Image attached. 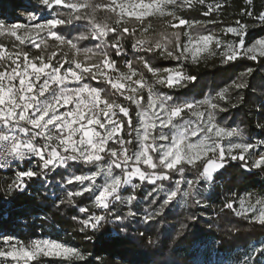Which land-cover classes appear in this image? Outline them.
Returning <instances> with one entry per match:
<instances>
[{
	"label": "snow or ice",
	"instance_id": "1",
	"mask_svg": "<svg viewBox=\"0 0 264 264\" xmlns=\"http://www.w3.org/2000/svg\"><path fill=\"white\" fill-rule=\"evenodd\" d=\"M39 2L49 10L50 18H42L33 12L25 18L28 24L8 25L0 22V35L14 38L19 45H31L37 49L42 44L46 48V41L52 39L59 46L71 49L74 58L62 56L56 59V51L47 58L44 55L30 58L27 51L19 48L9 51L0 44V62H7L4 70L0 71V159L7 163V158L25 161L35 157L41 162L39 171L27 168L17 173L8 191H24L28 187L26 180L46 177L57 168H68L70 162L94 168V171L86 174L70 175L66 183L80 186L78 191L67 194L68 203H72L73 196L89 193L94 205L102 210L103 214L97 215L89 213L88 208H78L80 213L87 214L85 219L80 220L83 228L95 231L109 222V219L117 224L130 218L145 224L152 222L153 216L158 213L147 208L142 210V215L131 208L126 213H117L115 210L116 203L121 201L123 188L139 187L133 183L134 180L154 185L153 192L157 196L163 194L160 204L163 209L177 197L192 195L195 183L201 180L212 181L213 174L224 166L226 155L232 160L245 161L244 167L248 169L245 154L251 155L256 149L258 151L255 152L256 158L251 161V167L264 170V141L259 144L230 141L227 147L222 143L225 137L232 138L240 133L235 128L226 130L215 123L217 104L210 100L174 102L172 96L154 91L153 86L142 77L134 79L139 74L130 59L124 61L128 72L121 73L113 58L129 55V50L123 44L127 37L133 41V53L155 55L158 52L176 61L188 59L191 55L195 60L198 54L215 44L217 48L225 50L222 55L226 63L238 59L256 61L257 50L259 56L264 57V39L246 48V24L236 21V26L225 29L226 33L239 38L238 45L225 44L211 33L194 37L190 32L184 33L187 40L181 44L179 31L164 35L162 42L152 43L135 38V24H140L141 30L147 32V27H143L146 19L159 15L172 17L176 21L170 24L173 29L192 27L189 21L175 15L174 7L170 8L176 4V0H107L103 5L88 0ZM196 3L206 9L203 12L205 16H211L223 7L219 3H206V0H196ZM248 3L251 7L252 0H248ZM185 4L187 10L191 11L193 0H185ZM60 8L67 10L68 14L64 18H61ZM98 8L114 14V26L96 20L95 12ZM243 15L252 16L253 11L246 8ZM256 19L264 24V13L258 14ZM130 22L132 27L127 26ZM76 23H82L87 34H61L65 26ZM89 38L96 42L94 47L82 49L79 42ZM173 41L175 50L170 51L169 45ZM81 52L86 62L75 58ZM143 63L153 76L158 77L160 69L153 68L147 60ZM163 71L167 75L158 77L155 84L170 89L183 87L185 80H195V77H186L178 69L168 68ZM90 82L109 86L130 105H134L135 127L130 108L110 103L102 96L104 89L94 87ZM236 87L243 85L237 84ZM142 90L147 91L146 101L141 94ZM125 127L128 129L127 135L134 136L136 141V150L131 154L128 146L132 144V139H125ZM110 142L118 147H110ZM236 150L238 154H233ZM198 161L203 165L202 172L195 181L185 180L186 166L195 168ZM114 169L119 170V173L114 172ZM173 175H178L179 179L173 180ZM101 177L102 183L97 184V179ZM162 181L170 182L173 187L169 189L157 183ZM185 185L187 190H182ZM134 200L135 196H129L125 203L131 205ZM256 203L262 204L264 199H258ZM240 206L243 210L237 215L256 212L254 206L244 208L243 201ZM225 207L233 209L234 202L227 203ZM253 219L264 225V210L254 215ZM0 245V264H39L40 257H60L69 261L85 259L76 248L49 238L36 239L30 246H25L14 237H0ZM262 253L264 248L260 249Z\"/></svg>",
	"mask_w": 264,
	"mask_h": 264
},
{
	"label": "trees",
	"instance_id": "2",
	"mask_svg": "<svg viewBox=\"0 0 264 264\" xmlns=\"http://www.w3.org/2000/svg\"><path fill=\"white\" fill-rule=\"evenodd\" d=\"M29 1L30 7L37 6L36 0ZM76 1L83 2V0ZM88 2L103 5L107 0H88ZM206 3H219L223 7L213 15L205 16L203 12L206 9L196 1H193L191 11L187 8L170 6L176 9V16L189 21L192 27L173 29L170 24L176 21L172 17L156 15L146 19L143 27H147V32L141 30L140 24L134 25L137 29L135 38L152 43L162 42L164 35L179 31L183 44L187 40L185 32H190L194 37L211 33L225 44L238 45L239 38L226 33L225 29L236 26V21H240L247 25L246 48L259 39H264V24L256 19L258 14L264 13V0H252L251 7L248 0H206ZM19 8H27L24 0H0V15L9 17L7 21H20L17 19L19 16L15 14ZM246 8L253 11L252 16L243 15ZM59 11L61 18L68 14L64 8H60ZM95 18L98 22L114 26V14L98 8ZM127 26L132 27V22ZM81 33L87 34V29L82 23L67 25L61 31L65 36ZM111 39L110 36V42ZM132 42L127 37L123 40L124 47L129 51ZM46 43V48L42 44L41 48L37 49L31 45H19L14 38L0 35V44L9 51L19 48L27 51L30 58L39 55L47 58L53 51L58 53L56 59H61L62 56L68 59L74 58L73 51L67 46H59L58 42L52 39H48ZM95 43L89 38L87 41H80L79 46L82 49L92 48ZM169 50H175L174 41L169 45ZM223 51H225L223 48H217L212 44L207 50L198 54L195 60L189 57L176 61L161 56L158 52L155 55L130 54V60L137 73H142L151 82H155L158 77H165L167 73L163 71L164 69H178L184 64L185 76L195 77V80H185L183 87L175 89L157 84L159 91L164 95L172 96L174 102L180 103L191 100L202 101L212 96V103L218 106L214 113L215 123L226 130L235 128L240 133L239 136L228 138V141L259 144L264 141V57H260L257 50L256 61L238 59L226 63L222 55ZM75 58L86 62L83 52ZM113 58L116 59V64L122 67V73L128 72V68L123 65L126 57ZM144 60H147L153 68L161 70L158 77L153 76L144 67ZM6 63L0 62V67L4 69ZM90 83L94 87L103 88L102 96L111 103L109 86ZM237 84L243 87L237 88ZM141 94L146 101L147 94L144 92ZM119 100L130 108L135 127V106L130 105L123 98ZM127 131L125 127V139H132V144L128 146L131 154L136 150V141L134 136L127 135ZM109 146L118 147L111 142ZM256 151L258 150L254 149L251 155L245 154L249 164L248 169L244 167L245 161L226 159L224 166L213 175L210 187L201 180L194 184L199 187L198 196L192 193L184 198V202L177 197L163 209L160 208L163 194L157 196L153 192L154 185L134 180L133 183L138 184L139 187L123 188L120 193L121 201L116 203L115 210L117 213H126L131 208L142 215V210L147 208L158 213L153 216L152 222L145 224L130 218L117 224L109 219V222L95 231L83 228L80 220L85 219L87 214L78 211V208L85 207L89 209V213L103 214L102 210L94 205L90 194L73 196L72 203H68V193L59 186L60 183L66 182L70 175L86 174L94 171V168L90 169L87 165L70 162L68 168L61 167L49 172L45 177L49 183L42 177L27 180L28 187L21 192L8 191L16 178L15 173L12 169L0 168V237H14L25 245H30L40 235H48L67 242L85 257L84 261L40 257L39 264H224L223 257H230L232 254H236V264H264V253L260 254V249L264 248V225L253 219L254 215H258L264 209V203H256L258 199H264V170L251 167V161L256 158ZM202 170L203 165L198 161L195 168L186 166L184 175L195 181ZM114 172L119 173V170L114 169ZM177 179L179 176L173 175V180ZM157 183H162L165 188L173 187L168 181ZM66 186L73 192L78 191L80 187L75 183ZM61 194L64 203L58 202ZM129 196L136 197L131 205L125 203ZM241 201L244 208L254 206L256 212L237 215L243 210L240 206ZM229 202H234L233 209L225 207ZM199 255L203 258L197 263L196 258Z\"/></svg>",
	"mask_w": 264,
	"mask_h": 264
},
{
	"label": "rangeland",
	"instance_id": "3",
	"mask_svg": "<svg viewBox=\"0 0 264 264\" xmlns=\"http://www.w3.org/2000/svg\"><path fill=\"white\" fill-rule=\"evenodd\" d=\"M193 1H196V0H193ZM66 2H77L76 0H66ZM36 7H34V6H32L31 5V7H30V1L29 0H24V4L27 6V8H19V9H17L16 11H15V14L17 15V16H19V18H17V19H19L20 21H14V20H10V21H7L8 19H9V17H7V16H1L0 15V22H4V23H6V24H8V25H11V24H15V23H22V24H28V21L25 19L28 15H30V14H32L33 12H35L37 15H41V17L42 18H50V12H49V10H47V9H45V8H43L42 6H41V4H40V2H39V0H36ZM39 5V6H38ZM174 6H178L179 8H187V5L185 4V0H176V4L174 5ZM37 22H39V21H37ZM33 35V37L35 38V34L33 33L32 34ZM189 57H191V55H189ZM184 60V59H183ZM4 69L3 68H1L0 67V71H3ZM113 74V73H112ZM205 100H210L211 102H212V96H209V97H207V98H205L204 100H202V101H205ZM189 102H194L193 100H191V101H189ZM203 106V105H202ZM201 106V107H202ZM203 108H204V106H203ZM203 108L201 109V110H203ZM222 143L227 147L228 146V143H229V141H228V138L227 137H225L224 139H223V141H222ZM231 143H233V142H231ZM233 154H236V152H234ZM226 159H229V158H227V155H226V158H225V160ZM225 162V161H224ZM219 170V169H218ZM217 170V171H218ZM216 171V172H217ZM118 174V173H117ZM215 174V173H214ZM213 174V175H214ZM185 180H187L188 178L184 175V177H183ZM102 177L101 178H98L97 179V181H96V183L97 184H100V183H102ZM207 184H208V186L210 187L211 185H212V182H213V180L212 181H210V182H208V181H205ZM64 185H67V183L66 182H62ZM61 184V183H60ZM59 184V185H60ZM127 187V186H126ZM182 190H187V187H186V185L185 186H182ZM198 190H199V187L197 186V185H194V187H193V190H192V193L195 195V196H198L199 195V193H198ZM178 198H180V200L182 201V202H184V197H178ZM99 209V208H98ZM99 210H101V209H99ZM262 210H264V209H262ZM261 210V211H262ZM45 238H49V239H54V240H57V241H60V242H63V243H65L66 245H68V246H70L67 242H64V241H62V240H60V239H57V238H54V237H50V236H48V235H40L39 237H37L36 239H45ZM35 239V240H36ZM34 241V240H33ZM24 244V243H23ZM25 245V244H24ZM31 245V244H30ZM30 245H25V246H30ZM203 258V256L202 255H199L197 258H196V262L198 263L201 259ZM223 259H224V264H236V254H232L230 257H226L225 258V256L223 257ZM218 260V258H216V261Z\"/></svg>",
	"mask_w": 264,
	"mask_h": 264
},
{
	"label": "built area",
	"instance_id": "4",
	"mask_svg": "<svg viewBox=\"0 0 264 264\" xmlns=\"http://www.w3.org/2000/svg\"><path fill=\"white\" fill-rule=\"evenodd\" d=\"M143 52H136V53H133L131 48H130V51H129V55L126 57V59H130V54H142ZM125 59V60H126ZM124 60V61H125ZM144 64V63H143ZM117 65V64H116ZM123 65L124 67H127L125 65V63L123 62ZM117 68L119 69V71L122 73V67L118 66L117 65ZM178 70H180L184 75H186V67L184 66V64H182ZM113 75H115V73H113ZM139 77H142L148 84L152 85L153 88H154V91L162 94L158 87H157V84H155V82H151L149 80H147L142 73L139 74L138 77L136 78H139ZM135 78V79H136ZM144 92L147 94V91L146 90H142L141 93ZM110 93H111V96H112V101L111 102H114V103H117V104H122L120 102V97L118 95V93H115L111 88H110ZM41 166V162L39 161L38 158H30V159H26L25 161H14L12 160L11 158H7V163H5V160L4 159H0V168L4 169V170H7V169H12L15 173V176L17 173H19L20 171H22L20 168H31L32 170L34 171H39V168ZM43 179L46 180L47 183H49V181L47 180V178L45 177H42ZM26 183H27V180H26ZM60 189L61 190H64L65 192L69 193V192H73L72 190H70L66 185H64L63 183H61L60 185ZM62 200V194L59 196V200L58 202H60Z\"/></svg>",
	"mask_w": 264,
	"mask_h": 264
},
{
	"label": "crops",
	"instance_id": "5",
	"mask_svg": "<svg viewBox=\"0 0 264 264\" xmlns=\"http://www.w3.org/2000/svg\"><path fill=\"white\" fill-rule=\"evenodd\" d=\"M104 97V96H103ZM105 98V97H104Z\"/></svg>",
	"mask_w": 264,
	"mask_h": 264
}]
</instances>
